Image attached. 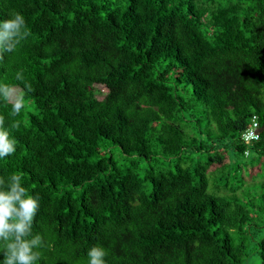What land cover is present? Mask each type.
Wrapping results in <instances>:
<instances>
[{
    "label": "trees",
    "instance_id": "trees-1",
    "mask_svg": "<svg viewBox=\"0 0 264 264\" xmlns=\"http://www.w3.org/2000/svg\"><path fill=\"white\" fill-rule=\"evenodd\" d=\"M16 12L0 83L26 100L0 102L18 142L0 176L40 195L43 264H84L97 242L107 264H264V0H0Z\"/></svg>",
    "mask_w": 264,
    "mask_h": 264
},
{
    "label": "clouds",
    "instance_id": "clouds-1",
    "mask_svg": "<svg viewBox=\"0 0 264 264\" xmlns=\"http://www.w3.org/2000/svg\"><path fill=\"white\" fill-rule=\"evenodd\" d=\"M26 20L23 14L16 12L0 17V54L14 52L16 45L25 35ZM17 79H20L17 76ZM25 88L31 90L30 85ZM102 99L107 93L106 87L95 88ZM101 89L105 92L103 93ZM24 90L0 83V102L10 101L11 111L19 115L25 107ZM16 127V125H13ZM260 129L253 115L241 132L240 140L249 143L256 140ZM253 133H252V132ZM17 140L4 126L0 118V160L11 157L17 150ZM41 210V198L38 193L26 186L20 172H12L7 177L0 176V264H43V253L47 248L46 234L37 230L36 221ZM108 250L102 243L91 244L86 249L84 264H107Z\"/></svg>",
    "mask_w": 264,
    "mask_h": 264
},
{
    "label": "rangeland",
    "instance_id": "rangeland-1",
    "mask_svg": "<svg viewBox=\"0 0 264 264\" xmlns=\"http://www.w3.org/2000/svg\"><path fill=\"white\" fill-rule=\"evenodd\" d=\"M101 91L103 93H105L102 89ZM102 96L99 95V98H101ZM219 146H220V152L222 151H226V157L228 159H231L233 158L235 161L239 162L240 164L244 165L245 162H252V163H258L257 159H255V156L254 155H251L250 157H244L241 153L237 152L235 150V143L232 144V143H228V141H224V142H218ZM211 152H216L215 151V148L213 147L211 150ZM218 152V150H217ZM224 153V154H225ZM223 156V155H222ZM226 162V161H225ZM224 164V162H223ZM149 163L146 162V161H143L139 164L140 167L144 168V171L146 169V167H148ZM251 165V164H250ZM248 165V166H250ZM224 165H222L221 167H216V165H212L209 169H208V186L210 188V190H212L215 194H218L217 190L214 188V185L217 184V183H225L224 182V177H223V170L226 168L224 167ZM246 172H244V176H246V174L248 173V170L246 168H244Z\"/></svg>",
    "mask_w": 264,
    "mask_h": 264
},
{
    "label": "water",
    "instance_id": "water-1",
    "mask_svg": "<svg viewBox=\"0 0 264 264\" xmlns=\"http://www.w3.org/2000/svg\"><path fill=\"white\" fill-rule=\"evenodd\" d=\"M260 132V129H255L254 133H259Z\"/></svg>",
    "mask_w": 264,
    "mask_h": 264
},
{
    "label": "built area",
    "instance_id": "built-area-1",
    "mask_svg": "<svg viewBox=\"0 0 264 264\" xmlns=\"http://www.w3.org/2000/svg\"><path fill=\"white\" fill-rule=\"evenodd\" d=\"M252 132V131H251ZM253 133V132H252Z\"/></svg>",
    "mask_w": 264,
    "mask_h": 264
}]
</instances>
